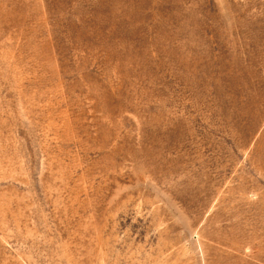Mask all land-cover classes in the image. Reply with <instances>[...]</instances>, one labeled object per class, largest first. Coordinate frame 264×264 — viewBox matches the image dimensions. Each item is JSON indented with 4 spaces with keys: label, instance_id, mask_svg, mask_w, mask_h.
Listing matches in <instances>:
<instances>
[{
    "label": "rangeland",
    "instance_id": "1",
    "mask_svg": "<svg viewBox=\"0 0 264 264\" xmlns=\"http://www.w3.org/2000/svg\"><path fill=\"white\" fill-rule=\"evenodd\" d=\"M0 264H264V0H0Z\"/></svg>",
    "mask_w": 264,
    "mask_h": 264
}]
</instances>
